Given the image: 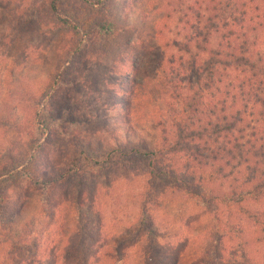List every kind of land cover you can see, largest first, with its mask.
<instances>
[{"label": "trees", "instance_id": "trees-1", "mask_svg": "<svg viewBox=\"0 0 264 264\" xmlns=\"http://www.w3.org/2000/svg\"><path fill=\"white\" fill-rule=\"evenodd\" d=\"M149 1L157 5L153 10L147 6ZM164 1L169 3L142 2V11L158 15L156 11L161 10L158 7ZM179 1L180 7L173 11L181 9L184 40L174 46L188 58L181 57L177 73L171 68L174 62L166 63V50L171 45L162 41L166 39V24L159 20L161 16L154 23L146 20L139 24L143 40L139 37L134 43H125L127 50L134 48L140 52L139 63L133 61L131 69L142 79L141 84L135 76L122 81L128 112L136 94L144 93L150 86L151 75L145 61L148 58L144 57L147 53L155 54L157 60L162 55L152 73L155 77L159 73L164 75L166 82L174 86L167 92L169 120L159 125L165 147L152 150L150 138L128 124L122 126L121 132H110L115 134L114 144L104 160L108 167L118 160L126 163L127 176L136 173V169L129 168L131 162L153 163L145 166L146 170L149 168L147 186L156 187L157 194L145 191L137 222L118 236H110L103 207L98 202L103 185L90 186L87 178L93 176L92 172H81L76 175L78 182L74 188L68 186L51 204L46 202L50 210L43 214L49 223L36 229L32 219L25 222V205L21 204L9 226L11 231L22 226L23 230L14 245H1L0 264H137L138 259L139 264H161L154 262L153 257L164 237L160 207L167 193H181L201 210L219 206L227 210L226 217L214 220V230L205 226L198 231L193 242L196 256H208L221 243L217 264H258L245 258L250 246L259 247L264 253V0ZM55 3L52 0L53 15L67 29H75L71 22L60 18ZM123 25L117 18L114 25L105 24L101 29L120 39L126 29ZM24 26L29 32L42 29V25ZM188 31L194 33L189 35ZM153 42L156 49L150 47ZM0 85L8 86L4 81ZM29 96L28 93L26 97ZM40 107L28 106L30 116L25 117L27 114L4 105L0 109V125L22 130L30 119L35 126L43 114ZM93 163L105 167L98 160ZM46 164L45 173H50L51 167ZM14 167L11 174L17 171ZM3 173L0 180L6 175ZM103 178L109 184L106 176ZM47 181L42 186H58L60 182L56 178ZM0 201L6 203L8 210L12 207L10 199ZM194 221L187 222L186 228H192ZM128 238L133 242H127ZM143 247L147 252L142 254Z\"/></svg>", "mask_w": 264, "mask_h": 264}, {"label": "rangeland", "instance_id": "rangeland-1", "mask_svg": "<svg viewBox=\"0 0 264 264\" xmlns=\"http://www.w3.org/2000/svg\"><path fill=\"white\" fill-rule=\"evenodd\" d=\"M51 2L0 0L3 6L0 9V81L8 84L0 85V109L6 105L29 117L28 106L40 104L43 111L41 121L35 126L30 119L22 130L0 125V173L5 171L3 174H6L0 180V199H10L12 204L8 210L6 203L0 201V248L3 244L4 247L14 245L23 230V226L10 230V220L20 211L21 204L25 205L22 212L25 222L32 219L36 229L40 224L49 223L43 214L50 210L46 202L51 204L68 186L74 188L78 182L76 175L81 172H92L93 176L87 178L90 186L103 185L98 202L103 207L110 236H118L137 222L145 191L156 195L158 190L147 186L149 168L146 170L145 166L150 164L149 161L131 162L129 168L136 169V173L127 176L126 163L118 160L108 167L104 160L114 144L113 136L128 124L137 129V133L142 132L150 138L152 150L165 147L160 126L169 120L167 92L174 86L166 82L164 75L159 73L155 77L152 73L162 55L159 54L157 60L155 54L147 53L144 57L148 58L145 68L151 75L150 86L144 93L136 94L128 112L122 81L135 76L131 67L133 61L139 63L140 52L133 47L127 50L125 43H134L139 37L143 40L139 24L146 20L154 23L161 16L159 20L166 24L163 27L166 39L162 41L171 45L166 50V63L174 62L171 68L177 73L181 57L188 58L174 46L184 40L181 9L173 11L180 7L182 2L179 0L164 1L155 17L142 11V2L147 4L148 0H56L58 15L75 25V29H67L53 15ZM154 3L149 1V10L157 6ZM117 18L126 25L120 39L101 29L105 24L114 25ZM24 25H42V29L29 32ZM150 47L156 49L155 42ZM141 80L135 76L137 83L141 84ZM28 93L30 96L26 97ZM111 131L115 134L111 135ZM96 160L100 164L104 162L105 167L94 165ZM44 164L51 167L50 173H45ZM12 166L17 170L13 174L10 173ZM103 176L109 184L102 181ZM54 178L60 181L58 186H42L43 181L52 182ZM65 179L67 182L64 183ZM108 185L111 186L105 187ZM161 202L165 224L161 235L164 237L161 236L160 248L153 261L217 264L221 243L212 248L208 256L198 257L193 242L205 226L214 230L213 225L217 223L214 220L226 217L227 210L220 206L201 210L181 193L175 196L167 193ZM191 220H195L194 226L187 229L186 224ZM127 242L132 243V238ZM145 248L142 254L147 252ZM248 248L245 259L264 264V253L259 247ZM137 261L139 264V259Z\"/></svg>", "mask_w": 264, "mask_h": 264}]
</instances>
